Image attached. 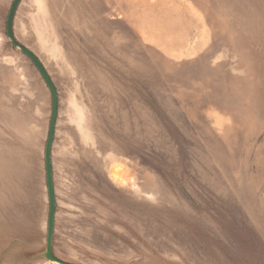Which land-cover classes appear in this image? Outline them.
<instances>
[{"label":"rangeland","instance_id":"1","mask_svg":"<svg viewBox=\"0 0 264 264\" xmlns=\"http://www.w3.org/2000/svg\"><path fill=\"white\" fill-rule=\"evenodd\" d=\"M0 0V264L45 250L52 110ZM58 94L54 253L264 264V0H21Z\"/></svg>","mask_w":264,"mask_h":264},{"label":"water","instance_id":"2","mask_svg":"<svg viewBox=\"0 0 264 264\" xmlns=\"http://www.w3.org/2000/svg\"><path fill=\"white\" fill-rule=\"evenodd\" d=\"M20 3L21 0H14L10 7L6 22V36L13 47L19 49L24 55H26L34 63V65L40 72L41 76L43 77L47 87L49 88L52 99L51 118H50L47 141L44 152L45 178H46V187H47L48 201H49L46 246H45V250L37 254L35 257L44 258L48 261H52L58 264H73L59 259L54 253L56 198H55V187L53 182L52 147L55 138L56 122L58 117V106H59L58 94L56 87L50 75L48 74L47 70L45 69L43 63L41 62V60L30 49L20 44L15 37L14 29H13L14 18Z\"/></svg>","mask_w":264,"mask_h":264}]
</instances>
